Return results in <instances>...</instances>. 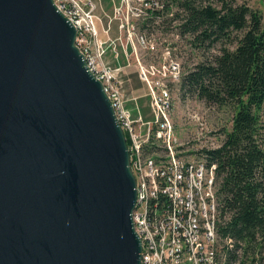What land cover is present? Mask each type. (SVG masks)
Instances as JSON below:
<instances>
[{
	"label": "water",
	"instance_id": "obj_1",
	"mask_svg": "<svg viewBox=\"0 0 264 264\" xmlns=\"http://www.w3.org/2000/svg\"><path fill=\"white\" fill-rule=\"evenodd\" d=\"M53 0H0V264H140L136 181Z\"/></svg>",
	"mask_w": 264,
	"mask_h": 264
},
{
	"label": "built area",
	"instance_id": "obj_2",
	"mask_svg": "<svg viewBox=\"0 0 264 264\" xmlns=\"http://www.w3.org/2000/svg\"><path fill=\"white\" fill-rule=\"evenodd\" d=\"M54 2L75 26V43L89 70L102 81L116 118L130 139L127 148L136 181L132 219L141 240L140 264H217L214 254L219 244L216 220L220 205L213 175L216 165L208 164L201 155L181 156L176 143L170 141L172 97L166 82L180 79L181 65L174 59L157 64L139 61V77L149 86L151 107L157 116L154 132L150 136L153 129L149 127L143 136L135 128L116 84L121 68H112L102 61L105 44L113 41L98 36L94 12L100 0ZM113 5L119 31L138 38L133 48L154 50V43L135 27L133 20L150 18L163 10V0H120ZM136 121L142 125L141 117ZM151 144L162 152L147 153L145 147Z\"/></svg>",
	"mask_w": 264,
	"mask_h": 264
},
{
	"label": "trees",
	"instance_id": "obj_3",
	"mask_svg": "<svg viewBox=\"0 0 264 264\" xmlns=\"http://www.w3.org/2000/svg\"><path fill=\"white\" fill-rule=\"evenodd\" d=\"M177 6L180 33H190L194 46L236 41L221 47L211 60L198 63L183 77L184 86L199 98L231 105V128L223 130L219 146L198 155L215 164L222 238L231 237L225 263L255 264L264 244V22L259 11L237 0H168ZM236 34V35H233ZM263 116V117H262ZM129 144V138L126 137ZM156 145L145 147L153 152Z\"/></svg>",
	"mask_w": 264,
	"mask_h": 264
},
{
	"label": "rangeland",
	"instance_id": "obj_4",
	"mask_svg": "<svg viewBox=\"0 0 264 264\" xmlns=\"http://www.w3.org/2000/svg\"><path fill=\"white\" fill-rule=\"evenodd\" d=\"M119 1L112 0L116 5ZM112 2L111 0H103L102 4L105 10L99 9L98 5V9L94 12L95 24L100 39L113 41V44H105L106 52L102 61L112 68H121L116 84L121 92L124 105L130 112L131 119L135 121V128L140 129L142 135L145 136L150 127L153 129L150 132L151 136L155 130L154 121L157 117L151 107L152 97L149 94V86L139 77V61L145 64H157L168 59H174L181 65L182 70L178 81L169 80L166 82L172 97L170 117L173 129L170 141L176 143L175 146L180 150L179 154L183 157L198 155L197 151L206 146H219L223 139L222 131L231 128L232 106H223L199 98L191 91V88L184 86L183 77L198 63L211 60L219 53L221 47L233 49L236 41H219L212 46H207V43L202 46H194L192 34L182 35L179 32L181 17L174 15L177 6L173 4L170 10L163 9L155 12L150 18L133 20L135 27L155 45L154 50L142 48L135 50L133 45L138 38L136 34L129 36L125 32L119 31L118 19L112 13L114 6ZM237 3H245L259 11L264 22V0H237ZM139 117L142 119V125L136 121ZM124 135L126 139L128 137L127 132H124ZM156 150L158 153L162 152L160 148ZM213 175L216 181L215 172ZM219 222L220 213L216 220L217 235ZM217 237L219 244L216 245L214 259L217 264H224L225 250H232L235 241L231 237L222 238L219 235ZM258 253L259 260L255 264H264V244ZM237 254L238 260L232 264L239 263L240 251H237Z\"/></svg>",
	"mask_w": 264,
	"mask_h": 264
},
{
	"label": "crops",
	"instance_id": "obj_5",
	"mask_svg": "<svg viewBox=\"0 0 264 264\" xmlns=\"http://www.w3.org/2000/svg\"><path fill=\"white\" fill-rule=\"evenodd\" d=\"M111 2H112V0H111ZM102 3H103V0H100V2H99V9H100V8L104 9ZM112 4H114V3L112 2ZM104 10H105V9H104Z\"/></svg>",
	"mask_w": 264,
	"mask_h": 264
},
{
	"label": "bare ground",
	"instance_id": "obj_6",
	"mask_svg": "<svg viewBox=\"0 0 264 264\" xmlns=\"http://www.w3.org/2000/svg\"><path fill=\"white\" fill-rule=\"evenodd\" d=\"M150 152V151H149ZM148 153V152H147Z\"/></svg>",
	"mask_w": 264,
	"mask_h": 264
}]
</instances>
